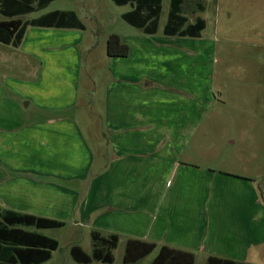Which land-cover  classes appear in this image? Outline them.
Wrapping results in <instances>:
<instances>
[{"label": "rangeland", "instance_id": "374dc122", "mask_svg": "<svg viewBox=\"0 0 264 264\" xmlns=\"http://www.w3.org/2000/svg\"><path fill=\"white\" fill-rule=\"evenodd\" d=\"M198 1L203 7L202 11L196 10V0L188 1L182 6V14L189 23L199 16L204 20L205 26L199 37L189 38L191 42L186 47L187 55L184 53L183 58L179 59L188 64L184 92L180 91V94L185 100H189L187 105L190 117L188 135L184 137L187 145L181 154V161L210 170L216 175L225 173L232 180L233 177L242 178L249 187V197L245 188L225 177L211 180L201 173L191 174L186 180L184 178L183 184L171 179L168 189L177 192V196L171 201L176 212H170L167 225L171 233L176 230L179 233L188 230L212 232L210 228L217 223L222 226L219 229L222 235L220 240L212 241V247L225 249V246L232 247V244L237 246L234 237L238 234H231L236 217L231 213L237 210L240 203L244 199L248 200L250 222L253 221L254 207L250 193L258 200L259 206H264V0ZM169 3L170 0H161L155 37L163 36L162 28L167 19ZM56 9L74 10L81 16L84 29L82 32L75 29L83 34L81 43L75 45L78 51L76 63L65 55L66 49L50 55L54 51L44 48L49 44L46 30L56 28L27 27L26 37L28 36L29 43L25 42L24 46L23 43L17 47L0 43V88H3L0 95L5 94L14 100L28 118H36L43 113L40 109L43 107L38 102L43 98L51 99V90L67 95L71 89L68 81L74 85L76 93V103L72 108H67L69 114H73L71 119L77 128L76 139L55 130L59 135L58 143L55 146L41 147L35 143L38 132H28L26 136L15 126L18 117L14 116L12 119V126L15 127L10 140L0 146V155L5 157L4 162L0 160V169L4 170L8 179H20L19 187L16 183L12 193L5 192L7 200L15 208L60 209L59 202L49 199L48 194L51 192L48 193V189L40 184L52 183L80 193L81 187H87L102 169L103 163L112 158L104 138L106 132L101 112L103 89L109 77L105 42L110 34H143L141 29L130 26L120 16L129 9V5H116L111 0H54L23 18H35ZM57 47L60 50L65 48L60 43ZM39 55L45 58L44 66ZM162 61L161 58L156 59L159 64L157 71L161 69ZM177 61L172 59V62ZM59 79L60 85H54L55 80ZM166 103L168 108L176 106H172L168 100ZM60 104L63 103L55 105ZM11 109L0 101V111ZM77 142L85 147H74ZM90 153L92 160L84 178H48L49 181L43 178L44 174L39 173L40 156L47 164V172L57 170L67 174L73 162L79 160L77 154H81L83 167ZM165 183L166 181H159L160 186ZM58 215L64 219L68 215L62 227L39 230L58 241L57 250L52 251L51 258L41 264H78L70 257L69 247L77 244L90 253L91 229L86 225L74 224L75 208L70 214ZM230 234L234 240L229 239ZM172 236V239H181L180 236ZM186 237L197 240L195 236ZM253 241L256 240H249L244 250H234L233 255L242 258L244 264H264V242L253 244ZM125 243L124 237L118 239L117 246L112 251L114 260L110 264H150L159 246L157 244L151 253L136 262L125 263ZM205 251L201 247L193 251V264H203ZM91 264L108 263L94 261Z\"/></svg>", "mask_w": 264, "mask_h": 264}, {"label": "crops", "instance_id": "0c3cea01", "mask_svg": "<svg viewBox=\"0 0 264 264\" xmlns=\"http://www.w3.org/2000/svg\"><path fill=\"white\" fill-rule=\"evenodd\" d=\"M188 1L193 0H184V4ZM124 5H129L127 11L132 8L131 4ZM74 12L81 19V16L76 11ZM187 23H189L188 20ZM26 31L19 45L23 43L24 46L25 42L29 43ZM81 32L71 28L46 30L49 44H46L44 48L47 47L54 51L50 52V55L61 53L63 49H66L65 55L76 63L78 51L75 45L81 43L83 39ZM120 37L121 41L129 46V52L124 57L107 56L106 58L109 77L103 89L101 110L103 129L106 132L104 138L107 141V147L111 150L112 158L103 163L102 169L91 179L87 187H81L80 193L55 186L52 183L40 184L41 187L48 189V193L51 192L48 198L59 202L60 209L13 207L7 200L5 192L12 193L16 183L19 187L20 179H8L4 175V170L0 169V207L14 208L16 211L62 221L66 220L68 215L64 219L58 214H70L75 208L74 224L86 225L103 235L113 233L118 235V239L120 237L126 240L138 239L191 252L201 247L206 250L205 258L208 255H216L241 261L242 258L233 255L234 250L236 251L237 248L244 250L249 240L252 239L256 240L253 244L264 242V206H259L252 192L250 197L254 200L253 221H249L247 199H244L237 210L231 213L236 217L232 224L231 234H238L234 237L236 239L234 243L237 246L232 244V247L225 246V249L212 247L214 244L212 241L220 240L222 235L219 231L222 226L217 223L210 228L212 232L194 230L189 232L188 230L179 233L176 230L171 233L167 225L170 212L172 214L176 212L171 201L177 196V192L168 189L171 179L179 180L183 184L184 178L186 180L191 174L201 173L211 180H219L220 177L232 180L231 176L225 173L216 175L210 170L181 161V154L187 145L184 137L188 135L190 117L187 105L189 100L187 98L185 100V97L180 94V91L184 92L188 64L179 59L183 58L184 53L187 55L186 47L191 42L189 38L195 37L164 34L162 37H155V34H141V32L122 34ZM193 40L196 41V39ZM59 43L61 47L65 46L61 48L62 51L60 47H57ZM69 43L71 44L67 47ZM39 56L44 66L45 58L42 55ZM157 58L163 60L160 64L161 69L158 71L156 70L159 65L156 62ZM172 59L178 61L172 62ZM56 81L53 84L60 85L61 80L59 79L57 83ZM68 84L71 89L67 95H60L51 90V99L39 100L38 103L40 107H43L40 108L43 113L36 118H28L14 100L5 94L0 95L2 96L0 101L12 108L11 111H0V146L3 142L10 140L15 126L26 136L28 132H38L35 143L41 147L55 146L58 143L59 135L54 132L55 130L64 132L71 138H78L76 125L71 119L73 114H69L68 111L76 103V93L73 90L74 85L69 81ZM0 90L2 91L3 88ZM166 100L171 102L172 106L176 104L175 108H168ZM56 103L63 104L55 105ZM14 116L18 117V121L17 125L12 126ZM77 146L85 147L80 142L74 143V147ZM77 155H79V160L73 162L67 174L57 170L47 172L45 169L47 164L40 156L38 168L41 172H38L44 174L43 178L49 181L50 179L84 178L92 156L91 153L88 154L87 163L82 167L81 154ZM4 159L5 157L0 155V160L4 162ZM160 180L161 182L166 181L165 185L160 186ZM232 181L237 186L245 188V193L249 197V187L242 178L233 177ZM49 214H56L57 217ZM231 234L229 239L234 240L231 239ZM172 235L180 236L181 239H172ZM186 235L195 236L197 240H189ZM209 238L212 240H208Z\"/></svg>", "mask_w": 264, "mask_h": 264}, {"label": "trees", "instance_id": "16d2710c", "mask_svg": "<svg viewBox=\"0 0 264 264\" xmlns=\"http://www.w3.org/2000/svg\"><path fill=\"white\" fill-rule=\"evenodd\" d=\"M54 0H0V43L19 46L26 28H71L83 30L84 25L72 10H54L35 18L22 17L32 11L46 7ZM116 5L131 4L132 8L122 13L121 18L129 25L141 29L145 34H154L158 28L161 0H111ZM184 0H170V8L162 33L167 36L199 37L205 26L197 16L192 23L182 14ZM195 8L202 11L196 0ZM105 52L109 57H124L129 46L121 41L118 34H110L105 42ZM64 222L50 217L16 211L0 207V264H41L51 258L57 250L58 241L39 230L62 227ZM33 228V229H29ZM92 249L87 253L77 244L70 245V257L78 264L92 262L112 263L113 249L117 246L118 235H103L90 230ZM158 245L138 239L126 240L123 261L134 263L151 253ZM194 253L165 244L159 245L150 264H193ZM203 264H244L230 258L208 255Z\"/></svg>", "mask_w": 264, "mask_h": 264}]
</instances>
